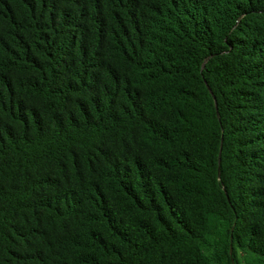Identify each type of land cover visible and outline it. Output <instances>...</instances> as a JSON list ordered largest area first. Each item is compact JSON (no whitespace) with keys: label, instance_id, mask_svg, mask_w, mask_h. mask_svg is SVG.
<instances>
[{"label":"trees","instance_id":"16d2710c","mask_svg":"<svg viewBox=\"0 0 264 264\" xmlns=\"http://www.w3.org/2000/svg\"><path fill=\"white\" fill-rule=\"evenodd\" d=\"M0 264H264V0H0Z\"/></svg>","mask_w":264,"mask_h":264}]
</instances>
